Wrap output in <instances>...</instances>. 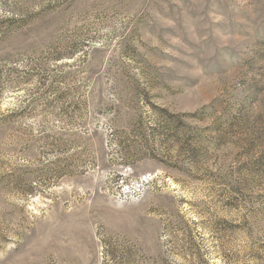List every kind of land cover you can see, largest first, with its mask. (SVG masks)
Segmentation results:
<instances>
[{
  "label": "rangeland",
  "instance_id": "374dc122",
  "mask_svg": "<svg viewBox=\"0 0 264 264\" xmlns=\"http://www.w3.org/2000/svg\"><path fill=\"white\" fill-rule=\"evenodd\" d=\"M0 264H264V0H0Z\"/></svg>",
  "mask_w": 264,
  "mask_h": 264
}]
</instances>
